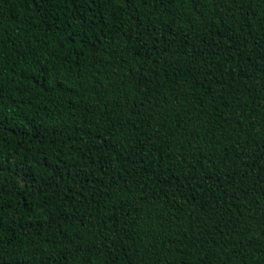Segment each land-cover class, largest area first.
<instances>
[{"label": "trees", "instance_id": "trees-1", "mask_svg": "<svg viewBox=\"0 0 264 264\" xmlns=\"http://www.w3.org/2000/svg\"><path fill=\"white\" fill-rule=\"evenodd\" d=\"M0 264H264V0H0Z\"/></svg>", "mask_w": 264, "mask_h": 264}]
</instances>
